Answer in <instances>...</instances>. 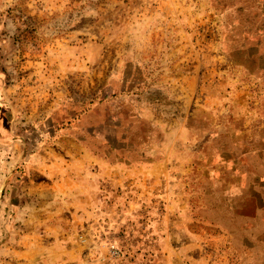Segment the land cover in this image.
Segmentation results:
<instances>
[{
	"label": "rangeland",
	"instance_id": "rangeland-1",
	"mask_svg": "<svg viewBox=\"0 0 264 264\" xmlns=\"http://www.w3.org/2000/svg\"><path fill=\"white\" fill-rule=\"evenodd\" d=\"M0 264H264V0H0Z\"/></svg>",
	"mask_w": 264,
	"mask_h": 264
}]
</instances>
